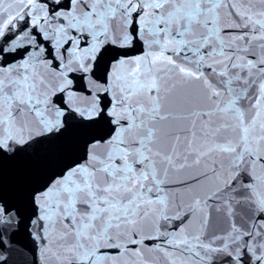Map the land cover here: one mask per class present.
Here are the masks:
<instances>
[{
	"label": "snow or ice",
	"instance_id": "1",
	"mask_svg": "<svg viewBox=\"0 0 264 264\" xmlns=\"http://www.w3.org/2000/svg\"><path fill=\"white\" fill-rule=\"evenodd\" d=\"M28 254L264 264V0H0V264Z\"/></svg>",
	"mask_w": 264,
	"mask_h": 264
},
{
	"label": "water",
	"instance_id": "2",
	"mask_svg": "<svg viewBox=\"0 0 264 264\" xmlns=\"http://www.w3.org/2000/svg\"><path fill=\"white\" fill-rule=\"evenodd\" d=\"M9 167L11 169V165ZM31 260H32V256L30 254L26 255L24 259H21L19 257H14L15 264H25V261H27L28 264H30Z\"/></svg>",
	"mask_w": 264,
	"mask_h": 264
}]
</instances>
